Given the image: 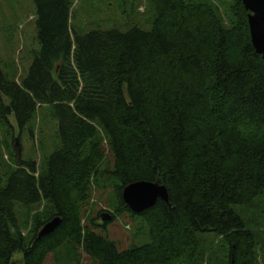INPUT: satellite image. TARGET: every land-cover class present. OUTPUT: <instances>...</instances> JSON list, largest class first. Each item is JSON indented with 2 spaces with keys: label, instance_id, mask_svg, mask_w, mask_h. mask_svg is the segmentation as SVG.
<instances>
[{
  "label": "trees",
  "instance_id": "16d2710c",
  "mask_svg": "<svg viewBox=\"0 0 264 264\" xmlns=\"http://www.w3.org/2000/svg\"><path fill=\"white\" fill-rule=\"evenodd\" d=\"M231 1L229 23L211 2L150 0V30L80 34L69 25L71 0H33L39 48L20 81L0 65V123L14 128L13 116L20 132L51 105L59 145L38 171L18 154L14 168L5 166L0 139V264H43L80 244L98 264H199L204 234L227 244L226 264H261V221L239 208L264 211V58L251 43L248 10ZM103 135L111 168L102 165ZM105 174L114 212L142 219L149 242L118 251L105 234L115 213L82 224ZM136 180L166 185L169 202L131 211L121 192ZM41 202L48 215L23 234L18 207L31 212ZM54 216L59 225L37 237Z\"/></svg>",
  "mask_w": 264,
  "mask_h": 264
},
{
  "label": "rangeland",
  "instance_id": "374dc122",
  "mask_svg": "<svg viewBox=\"0 0 264 264\" xmlns=\"http://www.w3.org/2000/svg\"><path fill=\"white\" fill-rule=\"evenodd\" d=\"M69 25L78 33L83 34L92 29L117 28L121 31L137 26L143 30H150L156 17V10L150 0H71ZM207 1L216 6L223 20L230 22L231 0H194ZM36 31V8L33 0H0V65L8 77L20 81L28 71L35 51L39 48ZM14 128L10 129L0 123V139L2 141V157L5 166L15 167V154L21 158L35 160L38 171L45 166V160L59 145L57 135V119L52 113L51 105H41L31 122L19 132L17 123L10 116ZM32 131V135L30 134ZM13 135L15 140H13ZM105 159L103 167H112L113 156L109 152L107 139L103 135ZM103 179V182H102ZM98 180L104 187L93 186V190L86 205L82 224H88L91 218L100 224L103 222L101 214L115 213L117 198L113 183L105 174ZM240 211L250 220L258 217L261 225L258 227L262 239L257 247L258 260L263 261L264 243V211L254 214L255 209L240 207ZM261 209H257L260 211ZM49 207L44 202L37 205L31 212L18 207L17 214L23 234H30L34 226V217L45 218ZM95 230L99 227L92 226ZM108 239L113 241L122 251L132 246L149 242V228L139 217H131L128 213H115L105 230ZM203 250L201 264H226L228 246L213 234L202 235ZM13 258L18 261L22 252L14 253ZM199 263V264H200ZM43 264H98L90 258L80 244L75 247H60L54 253H49Z\"/></svg>",
  "mask_w": 264,
  "mask_h": 264
},
{
  "label": "water",
  "instance_id": "95a60500",
  "mask_svg": "<svg viewBox=\"0 0 264 264\" xmlns=\"http://www.w3.org/2000/svg\"><path fill=\"white\" fill-rule=\"evenodd\" d=\"M245 9L248 10L247 21L251 43L257 53L264 58V0H241ZM121 197L128 208L140 213L153 206L158 199L169 202V194L166 185L150 180H136L125 185ZM102 220H111L112 215L108 212L101 214ZM61 221L60 216H54L39 229L41 237L53 231ZM233 262V261H232Z\"/></svg>",
  "mask_w": 264,
  "mask_h": 264
}]
</instances>
